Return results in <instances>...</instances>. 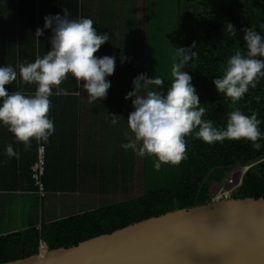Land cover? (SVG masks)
I'll return each mask as SVG.
<instances>
[{
  "label": "trees",
  "instance_id": "obj_1",
  "mask_svg": "<svg viewBox=\"0 0 264 264\" xmlns=\"http://www.w3.org/2000/svg\"><path fill=\"white\" fill-rule=\"evenodd\" d=\"M6 1L8 2L7 7L12 9V15L6 17V20L0 18V30L6 37L5 41L4 37L2 38L4 42L2 51H7V46L13 38L12 34L15 32L21 33V41L28 42L26 51V53L29 52L28 55H32L35 50L41 52V56L50 51L49 38L52 34L47 32L46 35V29H44L43 36L38 38L39 42L35 35L37 27L43 28L45 16L56 15L51 11V7L45 5V2L50 0ZM27 1L31 3H29V11L19 15L21 11L19 13L17 11L22 9L28 3ZM77 1L63 0L64 3L61 2V4L64 8L68 5V9L74 10L70 11L74 13L72 18H86L83 13L77 14ZM93 1H96L95 6L98 8V13L95 14V17L92 16V20L96 19L99 21H97L98 23L104 22L103 26L98 24L96 26L94 23L97 32L108 34L103 30L110 31L109 40H111V38L114 39L110 36L111 31L113 28H117L115 33V40H117L118 45L117 54H109L115 57V71L113 75L107 77L111 84L107 98L110 99V107L111 105L114 107V111L110 108V112L120 114L123 120V117L127 119L129 114L134 111V108L126 106L125 96L133 90V80L141 73L147 74L149 78H153L155 75L162 77L165 80L163 90L166 94L172 79L171 67L175 48H187L195 42L196 47L192 51L198 52V55L186 65L184 70L192 77V84L199 96L200 103L207 108L204 119L212 120L219 127L226 126L227 114L233 108L231 101L217 92L213 80L216 77H222L223 68L235 50L238 47L245 48L244 33L241 30L245 27L256 26L257 31H262L258 28L257 22L264 21V0H142L140 26L138 24L133 26L132 19L127 23L122 22L125 17L121 13L125 15L123 9L126 0ZM4 2V0H0V6H3ZM14 2L16 3L15 7L13 6ZM34 5L36 6L34 7ZM147 7L150 9L155 7L158 16L156 18L149 17ZM14 8L17 10L15 11ZM18 17L19 19H17ZM163 17L165 22L171 21V50L167 56L170 66L164 68L162 67L163 63L160 65L163 61L160 50H157L154 56H150L151 50L147 49L145 45L146 34L150 33L148 21L152 19L158 25L160 20L164 21ZM119 19H121L120 22H118ZM35 20L38 21V25L34 28V23L30 24V22ZM227 23L233 24L236 29L235 37L226 35L225 26ZM135 27H137L136 34ZM6 33L10 35L7 36ZM261 35L264 36V31L261 32ZM135 41H143V43L141 42L142 54L137 61L135 60V47L131 45ZM106 43L109 44V41ZM241 50L244 51V49ZM103 56L106 55L103 54ZM3 57L7 61L16 56L8 52L3 54ZM19 58L23 59L20 56ZM66 84L67 86L63 88L68 91V95L50 97L58 100L57 104L53 106L52 112L78 113L82 111V108L78 107L80 106L78 98L79 96L82 98L83 90L77 86L74 77L70 76ZM7 87H9L10 92L20 90L22 81L18 78L17 81ZM23 90L26 93H31L34 91V87L24 85ZM254 96L261 97L259 103L253 99ZM134 98L129 100L132 102ZM97 102L98 107L96 102L88 104L90 112H96L98 108V111L105 112L107 101L102 99ZM236 106L246 115H251L255 111L258 114V119L262 121L261 130L264 131V79ZM127 125L126 121L124 129L123 124H121V133L117 135V138L122 141L126 139L123 130L128 132ZM11 135L15 141L13 134ZM187 139L188 158L177 166L162 164L157 171L153 166L155 157L152 159L147 156L141 157L139 174L143 190L140 194L115 202L107 197L101 198L92 207L44 221L41 235L47 247L75 244L79 240L108 232L150 215L203 203L209 200L213 193L219 189L227 177L228 171L235 166L249 165L242 175L241 182L230 191L229 197L264 196V147L256 151L250 142L245 140H225L223 143L217 142L210 145L200 139L192 137ZM260 142L264 145V140ZM16 144L19 145L20 143L16 142ZM40 144L45 147V173L49 157L48 152L46 153L45 143ZM117 152L121 156L120 162L123 163L122 166L124 167L120 170L121 179L114 180L109 185H99L98 189L102 193L101 187L106 193L117 190L126 191L131 188L129 182L135 169V156L138 154L131 149L117 150ZM22 155V153L19 155L21 161ZM36 155L33 146L32 157L29 160L25 162L13 161L16 171L18 169L28 170L33 184L35 180L32 177L31 166L34 164ZM117 160L119 159L117 158ZM212 183H216L214 190L210 188ZM44 186L46 188L45 184ZM39 235L40 232L32 225V222L23 228L0 233V261L37 252L40 247Z\"/></svg>",
  "mask_w": 264,
  "mask_h": 264
},
{
  "label": "clouds",
  "instance_id": "obj_2",
  "mask_svg": "<svg viewBox=\"0 0 264 264\" xmlns=\"http://www.w3.org/2000/svg\"><path fill=\"white\" fill-rule=\"evenodd\" d=\"M257 26L264 31V21H258ZM44 29H50L52 33L50 51L43 56L38 53L34 62L25 61L16 68L0 66V126L13 134L17 143L23 144L24 151L31 149L33 141L47 143L54 134L50 97L69 94L62 85L70 76L87 93L91 104L107 97L111 87L107 77L115 71V57L98 58L95 55L110 37L98 33L92 19L71 18L65 7L63 15L44 17L43 28L36 29L37 40L43 36ZM241 31L245 48L238 47L227 60L222 77L213 80L217 92L227 97L233 108L227 114L225 127L204 119L207 108L200 103L192 77L184 70L198 55L192 51L196 47L194 42L187 48H175L172 79L166 94L162 77L149 78L141 73L134 78L133 90L125 96V100L135 97L132 99L134 111L127 118L131 135L125 132L128 142L121 146L141 157H155L153 166L157 171L162 164L177 166L188 158V137L210 145L225 140H245L256 151L264 147L260 142L264 140V131L258 114L253 111L246 115L236 106L264 79V36L256 26ZM225 32L229 37L236 36L231 23L226 24ZM18 78L22 81L21 89L10 92L6 86ZM24 85L34 86V91L26 93ZM253 99L259 103L261 97L254 96ZM108 117L111 123L118 122L116 115L109 114ZM5 152L9 158H19L11 143Z\"/></svg>",
  "mask_w": 264,
  "mask_h": 264
},
{
  "label": "crops",
  "instance_id": "obj_3",
  "mask_svg": "<svg viewBox=\"0 0 264 264\" xmlns=\"http://www.w3.org/2000/svg\"><path fill=\"white\" fill-rule=\"evenodd\" d=\"M27 2L22 9L17 11V13L21 11L19 15H22L25 11H29L30 2ZM61 2L63 0H56V3L50 0L46 1L45 5L51 7L52 12L63 15L64 6ZM91 2L78 0L77 14L83 13L86 15L87 10L90 13L93 12L92 15L97 14V7L95 8L96 11H93L86 6L87 3L90 4ZM13 6H16L15 2ZM69 11L74 10L69 9ZM73 14L70 12L71 18ZM0 18L6 20V17ZM129 21L130 18L128 19ZM122 22H125V19H122ZM32 23L34 22H30V24ZM101 23L104 24V22ZM116 31L117 28H113L110 36L114 37V39L111 38L109 44L105 42L102 45L105 48L101 46L95 54L98 58L103 57V54L106 56L117 54ZM2 32L0 30V66L11 65L16 68L18 64L25 61L34 62L38 53L41 55V52H37L36 50L32 55H28L29 52L26 53L28 42L21 41V33L18 32L20 34H17L15 32L12 34L13 38L7 46V51L13 53L16 57L5 61L3 54L8 52L6 50L2 51L4 43L2 38L4 37V41L6 39ZM47 32L52 34L50 29H46V35ZM103 32H109L108 36L110 34V31L105 29ZM6 35L10 34L6 33ZM13 41L14 45L10 46ZM19 56L23 59H20ZM65 86H67L66 82L62 87ZM82 94V98L80 96L78 98L80 103L78 107L82 108V111L75 114L52 112L53 106L57 104L58 100L50 98L52 102L50 118L54 120L55 132L49 138V141L45 143L49 159L46 172L43 176L47 193L42 199V210L39 209V199L28 170L18 169L16 171V168H14L13 161H21L20 156L19 158H9L5 152L6 146L11 143L19 155L23 154L21 162H25L32 157L33 146L36 154L37 142L33 141L32 150L24 151L23 144H16L8 130L0 126V233L23 228L31 224V222L35 226L40 220L44 222L51 218L79 212L81 209L96 205L101 198L107 197L110 199V195L118 192H127L117 190L106 193L101 187L102 193L98 189L99 185H109L114 180L121 179L122 173L120 170L124 167L122 166L123 163L120 162L121 156L117 150L126 151L121 145L128 141L127 139L122 141L117 138V135L121 133V124H123L125 129L127 119L123 117L122 120L120 114L109 111L110 108L113 110L114 107L113 105L110 107V99L107 97L104 98L107 101L105 112L98 111L99 108L96 112H90L87 93L83 91ZM96 106L98 107V102H96ZM109 114L116 115L118 122L115 124L111 123L108 117ZM127 131L131 135L128 125ZM123 132L125 133L124 130ZM110 180L112 181L110 182Z\"/></svg>",
  "mask_w": 264,
  "mask_h": 264
},
{
  "label": "water",
  "instance_id": "obj_4",
  "mask_svg": "<svg viewBox=\"0 0 264 264\" xmlns=\"http://www.w3.org/2000/svg\"><path fill=\"white\" fill-rule=\"evenodd\" d=\"M0 264H264V196H213Z\"/></svg>",
  "mask_w": 264,
  "mask_h": 264
},
{
  "label": "rangeland",
  "instance_id": "obj_5",
  "mask_svg": "<svg viewBox=\"0 0 264 264\" xmlns=\"http://www.w3.org/2000/svg\"><path fill=\"white\" fill-rule=\"evenodd\" d=\"M4 5L0 6V17H9L12 15V9L10 7H7L8 2L6 0H4ZM82 1V0H81ZM85 2H89L92 0H84ZM51 2H55L56 0H51ZM124 2V1H123ZM96 1L91 2L90 4L87 3L86 6L87 8H91L93 11H96ZM131 3H132V8H131ZM142 0H126V4H124V9L123 12L125 13V15H123L121 13V15L123 17H125V22H128V19H132V23L133 26H135L136 24H138L140 26L141 20H142ZM14 10L16 11L17 8H14ZM155 7L153 9H150L147 7V15L149 17H157L158 16V12L157 10H155ZM93 13V12H92ZM92 13H90L89 10H87L86 12V18H90L92 19V16L95 17V15H92ZM80 14V13H79ZM163 20H160L158 25L151 19V21H148V29L150 33H147V39L145 41V45L147 49H150L151 51L150 56H154L156 54L157 50H160L161 52V56L163 58V61L160 63V65L162 64V67H168L170 66L169 60H168V55L170 53L171 50V21L165 22V18L163 17ZM97 26V24L100 26H103V23H98L96 21V19H93ZM121 19L115 20L120 22ZM40 23V22H39ZM38 25V21H34V26ZM136 28L135 27L134 31L136 34ZM109 33V32H108ZM19 37V36H18ZM143 41H135V43L131 44L132 47H135V60L137 61L141 54H142V44ZM14 45V41L12 42V44L10 46ZM151 59V57H150ZM147 67H149L148 65H146ZM165 85V82H164ZM126 106L129 108H133L132 106V102L128 99L126 100ZM40 144L37 143L36 146V154L38 151V146ZM45 148V147H44ZM150 159L154 158V157H149ZM140 162H141V156L136 155L135 156V169L133 170V176L131 177V181L129 182V185L131 186L130 189L126 190L127 192H118L115 193L114 195H110V200L112 201H120L123 200L125 198H128L132 195H136V194H140L143 190V184L141 181V177H140ZM249 165L243 166V167H239V166H235L232 169H230L228 171V175L227 177L224 179V181L221 183V185L219 186V189L213 193L212 197L214 196V198H223V197H229L230 191L241 182L242 179V175L244 173V171L247 169ZM43 176H44V170L42 172V174L40 175V180L42 183H44L43 180ZM35 185V192L38 196L39 199V209L42 210L41 204H42V199L46 196V189L43 187V189H40V192L38 191V184L34 183ZM216 187V183H212L210 185V188L212 190H214ZM221 195H223V197H221ZM211 197V198H212ZM44 241H42L41 243H43Z\"/></svg>",
  "mask_w": 264,
  "mask_h": 264
},
{
  "label": "built area",
  "instance_id": "obj_6",
  "mask_svg": "<svg viewBox=\"0 0 264 264\" xmlns=\"http://www.w3.org/2000/svg\"><path fill=\"white\" fill-rule=\"evenodd\" d=\"M45 148L41 144L38 146V151L36 158L34 159V165L38 164L39 172H43L44 170V162H45ZM36 183L38 184L39 192L40 189H43L44 185L40 180V174L37 176Z\"/></svg>",
  "mask_w": 264,
  "mask_h": 264
},
{
  "label": "bare ground",
  "instance_id": "obj_7",
  "mask_svg": "<svg viewBox=\"0 0 264 264\" xmlns=\"http://www.w3.org/2000/svg\"><path fill=\"white\" fill-rule=\"evenodd\" d=\"M43 146V145H42ZM45 158V157H44ZM38 167V164H36V165H32L31 166V168H32V177H33V179L36 181V179H37V176L40 174H42V172H39V169L37 168ZM44 169H45V162H44ZM242 180V179H241ZM43 185H44V183H43ZM44 188H45V186H44ZM46 189V188H45ZM43 220H40L36 225H35V227L38 229V231L40 232V235H39V243H40V251L41 252H43L46 248H48L46 245H45V242H43V243H41L42 241H44V239H43V237H42V235H41V229H42V225H43ZM44 247H45V249H44Z\"/></svg>",
  "mask_w": 264,
  "mask_h": 264
}]
</instances>
